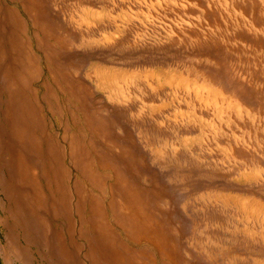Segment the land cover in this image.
<instances>
[{
    "label": "rangeland",
    "instance_id": "374dc122",
    "mask_svg": "<svg viewBox=\"0 0 264 264\" xmlns=\"http://www.w3.org/2000/svg\"><path fill=\"white\" fill-rule=\"evenodd\" d=\"M0 14L45 142L28 157L0 78V264H20L35 227L54 240L32 264H63V246L69 264H264V0H0Z\"/></svg>",
    "mask_w": 264,
    "mask_h": 264
},
{
    "label": "bare ground",
    "instance_id": "6f19581e",
    "mask_svg": "<svg viewBox=\"0 0 264 264\" xmlns=\"http://www.w3.org/2000/svg\"><path fill=\"white\" fill-rule=\"evenodd\" d=\"M3 14V13H2ZM0 14V15H2ZM5 15V13L3 14ZM12 15V14H11ZM6 16V15H5ZM11 18V17H10ZM7 19V18H6ZM3 22V21H2ZM4 23V22H3ZM2 23V24H3ZM7 24V22H5ZM8 27V26H7ZM12 30V29H11ZM5 31V30H4ZM15 31V30H14ZM16 32V31H15ZM18 32V31H17ZM0 78H4L5 80H7V77H8V80L6 81L7 84H12V91L8 94V102L6 104V108H5V112L3 114V116L5 117V121L7 123L8 126H10L11 124V132L17 137V139L20 141L21 145L24 146V148L26 147L25 146V141H26V138L28 137V140H29V152H28V157H32L31 156V150L33 149V147H37L39 149V152H40V146L41 144L44 142L42 139L43 137L40 136V135H35L34 134V127L36 126L35 125V121L33 118H25V109L22 107V106H25L24 105V101L26 100V97H25V82L23 83L22 87H20V82L18 81V77L21 75V68L22 64L20 65L19 61H18V58H14V61H13V57H9L7 58V55H6V52L5 50L3 49V42H2V37H3V32L2 34H0ZM8 35V34H7ZM11 36V35H10ZM7 37V36H6ZM21 37V36H20ZM6 41H9L10 43V40H6ZM8 43V42H7ZM14 44V43H13ZM10 45V44H9ZM15 45V44H14ZM10 47V46H9ZM8 47V48H9ZM17 49V48H16ZM18 51V49H17ZM19 55V54H18ZM24 55V54H23ZM9 56V55H8ZM24 58V57H23ZM21 58V60L23 59ZM4 59H5V63L6 65L3 67V62H4ZM9 59V61H8ZM23 61V60H22ZM24 65V64H23ZM23 75V74H22ZM117 77V76H116ZM115 77V78H116ZM21 79V78H20ZM3 80V79H2ZM114 80V79H113ZM4 81V80H3ZM22 82V81H21ZM114 82V81H113ZM105 89V88H104ZM110 91V90H109ZM29 101V100H27ZM23 103V104H22ZM33 105V104H32ZM32 108V107H31ZM34 110V109H33ZM37 113V112H36ZM36 115V114H35ZM36 117V116H35ZM37 124V123H36ZM41 125V124H40ZM39 125V126H40ZM39 126H37V132L39 131L41 133V130L42 128H39ZM45 134V133H44ZM45 136V135H44ZM45 138V137H44ZM49 139V138H48ZM43 141V142H42ZM49 142V141H48ZM51 143V142H50ZM44 146H45V142H44ZM48 146V145H47ZM50 146V145H49ZM50 148V147H49ZM49 150V149H48ZM38 152V153H39ZM49 152V151H48ZM58 153V152H57ZM21 155H23L24 153H20ZM26 154V152H25ZM54 154V153H53ZM53 156V155H52ZM56 156V155H55ZM55 156L53 157V159H56ZM26 157V156H25ZM27 161V158L25 161H21L18 160V164L22 167H24V164L25 163H28L26 162ZM29 164V163H28ZM53 165V164H52ZM54 166V165H53ZM9 169V168H8ZM18 169V168H17ZM55 169V167H54ZM52 169V167L50 166V169H48L47 171V174H45L46 177H53L55 180L57 179L56 178V171ZM20 170V169H19ZM18 170V171H19ZM59 171V170H58ZM60 173V172H59ZM58 174V173H57ZM59 177H61L59 175ZM23 178V177H22ZM25 179V178H24ZM23 179V180H24ZM60 179V178H59ZM58 179V180H59ZM47 180V179H46ZM47 182V181H46ZM57 181H55L56 183ZM63 182V176L61 178V181L60 183ZM52 183V182H51ZM47 185H51V184H47ZM53 185V184H52ZM60 185V184H59ZM57 187V186H56ZM2 188H3V191L5 190L4 186L2 185ZM63 188V187H62ZM58 189V188H57ZM76 189V188H75ZM58 191L60 194H62V196H60V199L63 200V190L62 189H58L56 190ZM53 192H54V189H53ZM52 193V192H51ZM80 193V192H79ZM54 194V193H53ZM59 195V194H58ZM50 197V196H49ZM54 197V196H53ZM56 198V197H55ZM67 202V201H66ZM54 203V202H53ZM61 204V203H60ZM90 204V203H89ZM57 205V204H56ZM58 207H56L57 209ZM57 237V235H56ZM154 243V242H153ZM156 243V242H155ZM31 245V244H30ZM51 245V244H50ZM158 245V244H156ZM49 248V247H48Z\"/></svg>",
    "mask_w": 264,
    "mask_h": 264
},
{
    "label": "crops",
    "instance_id": "0c3cea01",
    "mask_svg": "<svg viewBox=\"0 0 264 264\" xmlns=\"http://www.w3.org/2000/svg\"><path fill=\"white\" fill-rule=\"evenodd\" d=\"M30 231H31V233H33V237H31V238L25 237L26 241H27L28 248L27 249L26 248H24V249L16 248L18 258H20L22 256L21 260H19L20 264H32V262L34 260V255H33V252L31 251V248H30L31 246H38V244L42 243L43 244V245H41L42 248L44 246L46 249L50 250L52 248V245H53V240H54L53 236L51 237L49 235L46 240L44 239V241H42L41 235L38 234L39 232H37L36 227ZM9 241H10L11 245L14 244V241L12 239H10ZM70 258H71V255H69L67 247L63 246V264H69L68 261ZM4 264H6V262Z\"/></svg>",
    "mask_w": 264,
    "mask_h": 264
}]
</instances>
